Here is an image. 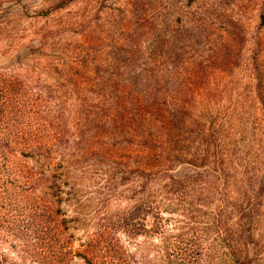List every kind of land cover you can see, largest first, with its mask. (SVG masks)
I'll use <instances>...</instances> for the list:
<instances>
[{
	"label": "rangeland",
	"instance_id": "374dc122",
	"mask_svg": "<svg viewBox=\"0 0 264 264\" xmlns=\"http://www.w3.org/2000/svg\"><path fill=\"white\" fill-rule=\"evenodd\" d=\"M263 101L264 0H0V264H264Z\"/></svg>",
	"mask_w": 264,
	"mask_h": 264
},
{
	"label": "trees",
	"instance_id": "16d2710c",
	"mask_svg": "<svg viewBox=\"0 0 264 264\" xmlns=\"http://www.w3.org/2000/svg\"><path fill=\"white\" fill-rule=\"evenodd\" d=\"M149 88H147V105L145 106L147 109V112L152 117H157L158 115L161 116V119H163L164 111L162 110V107H160V104L156 102V91L155 87L149 85ZM180 90L173 86L169 90V95L172 96L174 99L177 97H180ZM178 103H180V99L178 100ZM177 103V104H178ZM264 106V101H263ZM178 107V105H175ZM158 111V112H157ZM158 113V114H157ZM166 115L168 117H171L170 113L166 111ZM168 183L170 186L174 185H180L181 181H178L172 177L168 179ZM156 217H159L158 214H153L150 212V208H147L144 210L142 209L141 205H138L137 207L131 209L129 212H125L123 217L118 220V226L120 228L119 232L123 233L126 236L129 237H139L140 235L143 236L146 233V223H149L150 229L152 232L158 231V219ZM158 228V229H157ZM106 241L105 236H101L97 239L98 244L104 243ZM107 242L105 243L104 248V255L105 257H108L111 260V264H129L128 261L131 259V262H134V258L128 254V256H125V253L123 248L112 246L109 244L108 247H106ZM93 251H95V246L92 241H90L86 247H84L80 253V258L83 261L84 264H89V261L91 260L90 255L93 254ZM230 257L232 260L235 261V264H252L248 256L246 255L242 260L238 258L231 250H230Z\"/></svg>",
	"mask_w": 264,
	"mask_h": 264
}]
</instances>
